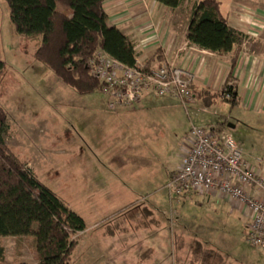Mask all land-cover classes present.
<instances>
[{
    "label": "rangeland",
    "instance_id": "1",
    "mask_svg": "<svg viewBox=\"0 0 264 264\" xmlns=\"http://www.w3.org/2000/svg\"><path fill=\"white\" fill-rule=\"evenodd\" d=\"M109 2L117 8L126 3L130 15L132 10H142L141 16L136 12V17L129 20L128 30L137 23L139 26L128 35L134 41L139 39L137 50L143 52V59L161 45L162 39L158 32L156 43L143 46L140 42L146 36H139L138 31L141 33L147 28L150 20L159 29L163 21L170 32L183 36L197 4L196 0H183L179 7L172 9L151 0ZM236 4L240 9H251L247 11L257 23L255 29L248 31V26L239 18L241 22L236 23L239 30L259 39L264 34V18L254 12L264 11V0H222L221 10L228 16ZM127 14L125 18L129 17ZM38 44L37 40L16 34L8 4L0 0V60L5 63L0 78V106L9 125L5 141L27 163L37 180L53 190L67 207L85 217L86 229L78 234L79 244L70 264H156L157 261L185 264L194 239L221 252L226 264H264V251L245 239L251 219L238 204L194 192L177 194L166 187L169 178L166 170L175 166L181 150L188 145L192 125L220 123L242 151L264 158V110L254 114L244 104L232 106L221 100L208 107L190 104L184 109L172 97L148 94L145 99L149 102H143L135 114L148 124L153 120L158 125L154 129L147 126L148 138L126 132L107 135L100 127L99 116L88 107L94 103L97 110L108 113L107 93H75L34 58ZM163 103L167 108L160 107ZM121 109L125 108L110 113ZM125 123L124 129L129 127ZM133 139L139 141L142 153L157 156L160 165L154 172L148 165L145 169L140 166L129 171V161L121 156L123 163L117 173H129V181L119 180L120 186L112 188L111 184L116 182L111 178L115 174L106 173L105 166L113 161L106 154L112 155L113 149L126 153ZM113 166L117 165L113 163ZM113 190L115 193L111 196ZM36 228L34 225L33 230ZM152 233L157 235L154 242ZM0 246L5 250L4 264L37 262L34 236L0 237ZM150 246L158 250L148 252Z\"/></svg>",
    "mask_w": 264,
    "mask_h": 264
},
{
    "label": "trees",
    "instance_id": "2",
    "mask_svg": "<svg viewBox=\"0 0 264 264\" xmlns=\"http://www.w3.org/2000/svg\"><path fill=\"white\" fill-rule=\"evenodd\" d=\"M106 1L6 0L16 34L39 43L34 58L79 95L103 89V82L89 66L97 51L129 67L139 55L137 43L117 26L108 24ZM151 1L172 9L183 2ZM196 1L186 41L216 55H229L232 70L242 52L246 34L229 23V17L221 10L222 0ZM156 58L162 60L159 51L147 59L146 67H151ZM4 69L5 63L0 60V78ZM223 87L231 95L229 99L222 97L219 91L211 95L204 91V94L235 106L238 97L231 74ZM217 126L224 130L222 124ZM8 130L7 116L0 106V237L34 236L36 264H70L79 244L78 234L86 229L85 221L53 190L37 180L27 163L15 155L5 141ZM34 225H37L36 230H33ZM189 249L190 258L185 264H226L221 252L199 240L194 239ZM4 254L0 246V264H4Z\"/></svg>",
    "mask_w": 264,
    "mask_h": 264
},
{
    "label": "built area",
    "instance_id": "3",
    "mask_svg": "<svg viewBox=\"0 0 264 264\" xmlns=\"http://www.w3.org/2000/svg\"><path fill=\"white\" fill-rule=\"evenodd\" d=\"M252 15L246 11L242 17V23L249 30L255 29L257 24ZM147 26L142 31L146 32L145 41L141 42L143 46L156 43L159 32L153 22ZM143 56V52H139L132 67L103 51H97L95 58L90 60L93 74L103 82L102 91L108 95L110 111L132 107L148 94L172 97L184 109L194 102L191 89L196 80L194 72L168 61L146 67ZM224 83L219 92L229 99L231 95L223 87ZM256 161L264 165L262 159ZM166 187L177 194L194 192L226 198L238 204L251 219L245 230L246 241L264 251V174L256 172L231 135L216 124L190 127L188 145L184 147L179 165L169 176Z\"/></svg>",
    "mask_w": 264,
    "mask_h": 264
},
{
    "label": "crops",
    "instance_id": "4",
    "mask_svg": "<svg viewBox=\"0 0 264 264\" xmlns=\"http://www.w3.org/2000/svg\"><path fill=\"white\" fill-rule=\"evenodd\" d=\"M109 1L110 0H107L104 3V8L107 13L109 25L117 26L130 39L129 36L131 34L130 35L128 34L138 29L139 23L134 25V27L132 28L130 27L131 29L129 28L128 30V25H131L128 22L132 17H136L137 11L132 10L131 15L127 14L128 10L126 3L124 5L121 4V6L117 8L115 5H113L114 4L113 2L110 3ZM127 1L131 2V0H124V2ZM107 2H109V4L105 5ZM110 9H113L111 13H110ZM239 10L241 11L240 13ZM247 10L252 11L251 9L248 8L240 9L239 4H236L234 7H232L229 13L231 14V18L228 14L230 21L229 23L239 30L238 28L239 26L236 25V23L238 22L239 18L243 17L244 13ZM141 11L139 10L137 12L139 13L140 16L142 14ZM254 13L264 18L263 10H258ZM125 14H127L129 17L125 18L126 17ZM159 23L160 20L158 21L157 25ZM125 24H127V26H125ZM158 30L161 34V38H160V40L162 39L161 45L158 48L151 50V53H148L149 56L146 57L143 61L145 63L150 56H152L155 52L159 51L162 60L156 58L155 61L152 62L151 66L159 65L158 63L160 61L161 62L168 61L170 64H173L175 66L185 67L190 69L192 72H194L196 75L195 76L196 80L192 86V91L195 97V100L192 103L193 105H201L208 107L209 105L212 104V102L219 100L212 96L208 97V95L204 94L205 93L204 91L206 92L208 91L210 95L212 93L218 92L219 88L227 79L228 75L231 74L232 81L236 86V92L238 97L237 99L238 101L236 105L244 104L245 107L249 108V111L255 112L254 114H256L257 111L262 112L264 110V38H263L264 34L259 39H255L256 37L254 36L248 37L246 35V37L242 41V52L240 53V57L238 58L235 67L231 70L229 64V55H216L214 53L201 49L196 45L188 43L185 38L186 33L183 36H176V33L174 31L172 32L169 31V28L165 26L163 21L161 22L160 28ZM138 33L139 36H141L143 33H145L146 35V32L142 33L141 31L140 33L138 31ZM148 36L150 35L148 34ZM136 40L135 41L132 40V41L137 43V46H139V43L137 42L139 39L137 41ZM143 102L145 103L149 102L148 99H145V96L136 105L112 113H110L111 112L110 110L109 112L107 111L108 113H106V111L103 112L97 110L99 108L94 103L89 104L88 107L93 109V114L95 113L97 116H99L97 117V119L100 120L99 121L100 127H103V131H106L107 135H115L117 133L121 134V132H126L128 135L135 134L136 136L138 135L142 137V139H145V136L146 138H148L147 133L145 134L147 130V126L150 127L151 129H154L157 128L158 125H156L155 121L153 120L151 121L150 124H148L145 120L143 121L140 120V118L135 117V114L138 113L137 109L139 108V106L141 107ZM160 107H162V109H165L167 108V104L165 105L163 103ZM254 116L256 115H253L252 117ZM259 121H261V118H259ZM124 123L125 124L129 123L128 124L129 127L127 126V128L124 129L123 128ZM140 123H142L144 126L143 127L136 126V124H140ZM138 143H139L138 140H134V139L130 140L127 146L126 153H119L117 149H113L112 155H110V152L106 154L108 158H111V161H113V163L117 165L116 167H114L113 163L112 164L107 163L105 166L106 173L110 175L112 173L115 174L114 178H111V176H109L111 180H113V182H116L115 184L114 183L111 184L112 188L113 185L114 187L117 188L120 186V184L117 183L119 180H122L124 182L129 181L127 180V178L130 177L128 175L129 173H125L123 175L118 174L120 172L119 166L123 163V160L120 158L121 156L126 157L127 161H129L130 163V169H128L129 171L134 170L132 169L134 167H140V166L142 169H145L144 166L148 165V167L150 166L151 171L154 172L156 170L157 165H160L157 156L155 157L153 153L145 154L144 151L142 153L141 149H139L140 147ZM182 152L183 151L181 150L179 157L176 159L175 166L170 170H166L167 178L177 169ZM242 152L246 161L256 170V172L264 174V165L259 164L256 161L257 158H260L264 161V158L254 156L251 152L246 150H243ZM134 163L137 166H135ZM114 193L115 190H113L111 196L114 195ZM121 202L122 201H119V203ZM132 202L133 201H131V203ZM71 210L76 212L73 209ZM78 214L84 219L86 224L85 217L80 213ZM147 226L150 227V225ZM152 226L154 227V224H152ZM150 229H152V227H150ZM156 236L157 235H154V233H152L153 242L156 240L155 239ZM176 236L178 235H174V237ZM157 250L158 247L154 248L150 246V248H148V252L149 251L155 252ZM148 260L151 261L152 259H148ZM156 264H160V262L157 261Z\"/></svg>",
    "mask_w": 264,
    "mask_h": 264
}]
</instances>
